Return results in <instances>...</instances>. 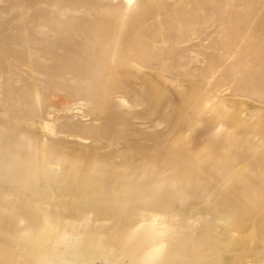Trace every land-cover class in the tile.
I'll return each mask as SVG.
<instances>
[{
    "label": "rangeland",
    "instance_id": "1",
    "mask_svg": "<svg viewBox=\"0 0 264 264\" xmlns=\"http://www.w3.org/2000/svg\"><path fill=\"white\" fill-rule=\"evenodd\" d=\"M30 1L0 0V32L11 33L20 19L30 18ZM56 1L55 12L70 5L67 15L91 18L73 6L82 2L103 6L104 18L146 24V55L121 66L103 110L79 102L69 113L55 112L43 122L34 117L29 125L21 101L0 90V136L24 133L19 140L29 148L23 155L31 159L23 178L15 176V168L0 169V191L13 196L4 204L27 216L34 200L51 212L95 201L99 208L123 210L131 206L124 200H134L136 208L164 214L178 237L208 250V264L219 263L222 246L225 264H264V20H254L264 0H132L126 10L123 0ZM104 127L101 134L89 132ZM170 148L202 160L197 178L185 180L177 167L156 164L155 157L163 161ZM209 150L222 160L215 172L205 161ZM48 152L71 157L67 170L47 163ZM98 152L115 157L94 161L89 169L87 157ZM161 199L168 204L152 205ZM10 213L0 212V226L12 233ZM136 216L100 215L93 231L118 242ZM3 242L13 245L16 237L9 234ZM17 259V264H113L75 256Z\"/></svg>",
    "mask_w": 264,
    "mask_h": 264
},
{
    "label": "bare ground",
    "instance_id": "2",
    "mask_svg": "<svg viewBox=\"0 0 264 264\" xmlns=\"http://www.w3.org/2000/svg\"><path fill=\"white\" fill-rule=\"evenodd\" d=\"M104 1L113 3L115 0ZM123 1L126 10L132 0ZM30 2V18L20 19L11 33L0 32V90L6 98L21 101L20 110H23L22 116L29 118V125L35 124L34 117L43 122L55 112L69 113L73 105L79 102H91L98 110L108 107L118 70L129 62L142 60L146 55L147 43L143 38L148 36L147 25L127 24L120 17L104 18V7L99 5L73 4L91 16L85 18L67 15L70 5L55 12L56 0ZM109 9L116 10L114 7ZM24 16L25 12L21 18ZM254 20H264V9L257 12ZM116 98L120 100V96ZM106 128L89 129V132L98 135ZM23 134L21 132L19 135ZM19 135L11 139L0 136V169L15 168V176L23 178L25 163L31 159L29 154L23 155L29 144L20 141ZM167 154L163 161L155 157L158 160L156 164L162 163L165 168L177 167L185 180L197 178L199 170L203 169L199 165L202 160L198 158L191 159L172 148ZM208 155L205 161L213 166L214 171L222 160L211 150ZM91 156L86 159L89 169L94 161L110 162L115 154L98 152ZM69 158L48 152L46 162L66 171L71 160ZM12 197L0 191V212H11L13 230L9 233L0 226V264H17V258L25 254L39 262L75 256L125 264L121 260V256H124L122 253L127 256L126 264H208L204 261L208 250L196 241L188 242L184 237H178L175 229L165 221L167 218L164 214L136 208L134 200H124L131 202V206L123 210L121 207L99 208L95 201L79 209L60 207L56 212H51L42 202L34 200L30 215L25 216L12 212L13 207L4 204L5 199ZM223 199L222 204L226 209V194ZM166 201L154 200L152 205H165ZM230 208L236 211L237 205ZM119 212L135 213L137 216L134 223L131 221L128 224L129 230L118 242L94 233L93 230L101 225L98 221L100 215H117ZM9 234L16 237L13 245L3 242V238ZM217 249L220 252L217 264H225L226 249L223 246ZM242 264L254 263L243 261Z\"/></svg>",
    "mask_w": 264,
    "mask_h": 264
}]
</instances>
